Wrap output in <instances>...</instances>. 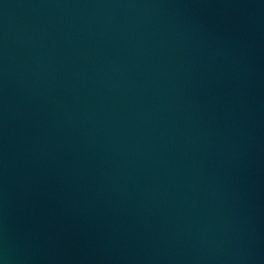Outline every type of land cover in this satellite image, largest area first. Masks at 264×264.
<instances>
[{"label":"water","instance_id":"1","mask_svg":"<svg viewBox=\"0 0 264 264\" xmlns=\"http://www.w3.org/2000/svg\"><path fill=\"white\" fill-rule=\"evenodd\" d=\"M0 264H264V0H0Z\"/></svg>","mask_w":264,"mask_h":264}]
</instances>
